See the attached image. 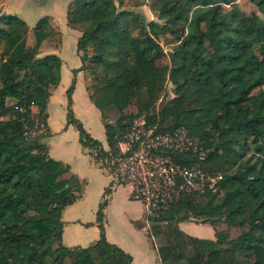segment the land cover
<instances>
[{"label":"trees","instance_id":"obj_1","mask_svg":"<svg viewBox=\"0 0 264 264\" xmlns=\"http://www.w3.org/2000/svg\"><path fill=\"white\" fill-rule=\"evenodd\" d=\"M249 1L264 16V0ZM236 2L74 0L66 13L68 26L81 31L80 70L92 67L89 99L101 114L108 146L123 126L105 123V113L145 115L159 131L183 127L202 144L206 171L222 176L215 190L181 192L149 220L148 236L158 241L161 264H264V21L243 13ZM143 7L156 20L136 11ZM28 33L18 17H0V264H131L130 255L106 240L105 202L96 214L95 244H61V212L81 193V185L66 177L69 166L52 160L46 145V107L60 83L62 62L55 55L37 58L42 42L57 35L50 18L33 28L32 47ZM166 35L167 54L159 42ZM163 58L168 63L158 66ZM165 81L175 97L151 110ZM142 88L148 102L134 115L122 114L139 101ZM73 90L74 82L66 91L67 124L76 128L84 148L99 149L74 116ZM33 117L45 130L28 137ZM198 219L241 232L227 239L226 232L215 231V240H205L178 227Z\"/></svg>","mask_w":264,"mask_h":264},{"label":"crops","instance_id":"obj_2","mask_svg":"<svg viewBox=\"0 0 264 264\" xmlns=\"http://www.w3.org/2000/svg\"><path fill=\"white\" fill-rule=\"evenodd\" d=\"M73 1L0 0V17L16 16L26 23L29 30L27 46H33V28L43 17L50 18V25L57 33L56 38L43 41L37 51V58L55 55L62 62L60 83L51 91L46 107L49 136L46 145L52 160L69 166L66 177H73L81 185L78 199L61 212V244L67 248H85L95 244L100 237L96 214L100 204L105 202L103 226L106 240L130 255L131 264H161L157 253L158 241L148 236L142 204L131 200L129 187L112 188L109 174L94 160L91 150L80 144L76 128L67 124L66 91L74 82L71 95L74 116L91 138L107 147L101 114L89 99L91 78L88 71L80 70L82 62L77 42L81 31L70 28L66 20ZM74 70H77L76 74ZM178 227L189 236L215 240L217 230L209 224L183 222Z\"/></svg>","mask_w":264,"mask_h":264},{"label":"built area","instance_id":"obj_3","mask_svg":"<svg viewBox=\"0 0 264 264\" xmlns=\"http://www.w3.org/2000/svg\"><path fill=\"white\" fill-rule=\"evenodd\" d=\"M22 112V109L20 110ZM35 124L26 136L35 137L45 128L33 117ZM103 122V119H102ZM117 128V122L109 121ZM123 128L114 135V145L92 149L94 160L111 178L112 188L127 186L130 198L143 206V218L149 220L183 192L203 195L213 191L221 175H211L206 169V152L202 144L179 127L159 131L145 115L121 123Z\"/></svg>","mask_w":264,"mask_h":264},{"label":"rangeland","instance_id":"obj_4","mask_svg":"<svg viewBox=\"0 0 264 264\" xmlns=\"http://www.w3.org/2000/svg\"><path fill=\"white\" fill-rule=\"evenodd\" d=\"M236 4H237L238 8L243 13H245L246 15H250V14L255 13L258 16H260V18L264 21V16L261 13L258 12L256 6L253 3H251L249 0H237ZM226 10H229V8L226 7ZM136 11L142 17H144L145 20H156V16L153 15V14H151L147 7H143V8L137 9ZM82 28L83 27L81 26L80 29H82ZM170 41H171V37L169 35L161 36L160 39H159V42H160V44H161V46H162V48H163V50H164V52L166 54L168 53V51L171 48L170 45H169ZM87 54H88L89 57L93 55L92 48H89L88 49ZM167 63H168L167 58H163L157 64H158V66H164ZM89 67H91L90 64L88 65V68ZM86 71H88L89 78H91V84H90V87H91L94 84V76L92 75V67L89 68ZM163 88H164L163 96L161 97V99L158 102H156L154 104V106L151 108V110H153V108H155V111L157 109H160V106L161 105H164V104L168 103L172 98L175 97L174 89L171 86V84H169L167 81H165L163 83ZM148 98H149L148 97V94L146 93L145 89L142 88L141 97H140L139 101H134L122 114H127V115H134V114H136L141 109V107L145 103L148 102ZM103 118L105 120V123L108 124L109 121H114V122L122 123L124 121L131 120L133 117L132 118L131 117L121 118V114L119 112H117L115 110H110L107 113H105V115H104ZM31 129H33V128H31ZM45 133H46V131H45ZM45 133H43V135H41V136H44ZM192 223L202 224V221H201V219L194 220V221L192 220ZM215 229L217 231H224V232H226L227 239H234L241 232V229L239 227L227 226V225L223 224L222 222H219L218 225L215 227ZM179 264H185V262L182 261Z\"/></svg>","mask_w":264,"mask_h":264}]
</instances>
